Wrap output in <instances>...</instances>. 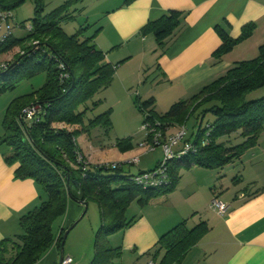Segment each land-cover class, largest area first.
Instances as JSON below:
<instances>
[{"label": "trees", "instance_id": "1", "mask_svg": "<svg viewBox=\"0 0 264 264\" xmlns=\"http://www.w3.org/2000/svg\"><path fill=\"white\" fill-rule=\"evenodd\" d=\"M26 1L0 0V12L11 13ZM30 1L35 5V17L29 33L16 39L10 32L0 43V55L19 49V53L0 70V96L40 75L45 77V83L10 102L4 115L0 142L9 147L10 152L4 159L15 166V175L33 179L44 197L20 217V234L0 241V264H37L53 245L63 248L66 230L62 229L57 236L53 224L64 216L69 200L79 204L95 203L99 209L100 227L94 235V256L89 264H117L122 249L120 245H112L109 237L135 222V217H126L133 202L145 207L150 201L170 193L179 181L182 169L221 170L239 162L256 146L264 132V97L251 101L244 97L264 87V44L258 47L254 58L235 62L224 75L189 99L175 102L164 113L156 111L153 97L136 98L137 108L144 118L142 124H147L151 131L147 135L149 140L156 133L162 138L171 126H186L193 115L199 121L194 138L187 140L195 151L173 159L167 165L169 183L142 188L133 182L134 175L121 174L122 163H117L116 167L112 164L89 165L76 144V137L89 128L101 126L106 134L111 129L108 112L95 116L87 124L84 118L100 100L92 101V105L88 102L110 86L115 73L114 67L104 62V53L95 45L94 38L99 29L87 37L85 34L90 26L86 23L72 35L66 34L61 26L76 19L75 14L80 10L74 7L83 0H68L45 15L43 12L50 0ZM132 1L124 0V3ZM184 18L182 12L169 11L158 20L148 22L141 32L154 36L162 54L184 29ZM253 28V25L243 27L238 39H232L221 27L216 28L221 44L213 53L214 59L219 60L236 44L249 38ZM30 105L40 106L41 112L27 123L21 111ZM206 113L212 114L213 121L201 129ZM233 134H239L242 142L236 145L221 142V138ZM116 145H120V141ZM78 156L82 162L77 161ZM237 180H240L237 176L232 179L233 182ZM206 230V222L188 228L183 220L159 237L154 252L145 254L151 256L153 264H178ZM160 251H163L161 257Z\"/></svg>", "mask_w": 264, "mask_h": 264}, {"label": "crops", "instance_id": "2", "mask_svg": "<svg viewBox=\"0 0 264 264\" xmlns=\"http://www.w3.org/2000/svg\"><path fill=\"white\" fill-rule=\"evenodd\" d=\"M66 1L54 0V7ZM74 8L80 10L75 14L79 27L85 23L90 26L85 34L87 37L99 29L95 45L104 53V62L112 65L115 71L110 85L117 84L128 99L135 93L142 100L153 97L158 113H164L157 110L164 107V103L167 107L194 96L224 75L235 62L254 58L258 47L264 44V0H133L128 4L124 0H83ZM169 11L184 13L185 26L160 54L154 36L141 30ZM247 25L254 26L251 36L219 60L214 59L213 53L221 44L216 28L221 27L232 39H238ZM145 73L155 77L148 82ZM11 101L0 103V137ZM175 127L179 129L171 126L161 139L165 141L174 134L171 130ZM67 129L73 128L68 126ZM83 136L80 134L79 149L85 161L89 165L106 164V155L99 156L97 152L100 145L91 148L88 140H81ZM108 151L115 154L113 149ZM9 152V147L0 142V241L20 234V217L44 197L33 179L15 175V166L4 159ZM135 157L137 168L123 166L130 165ZM161 158L162 154L155 166ZM117 161L122 163L127 175L153 169L141 167V158L133 148L121 153ZM226 168L181 170L176 193L163 196L162 201L157 198L156 203L150 201L145 207L136 205L130 209V205L126 217H135V222L113 235V245L121 246L122 257H129L128 264H145V261L153 264L151 256L145 253L154 252L159 237L183 220L188 228L206 222L207 230L178 264H264V132L256 146L239 162ZM236 176L240 180L233 182ZM175 194L179 196L177 208L172 197ZM213 197L227 204L225 213L218 214L209 208ZM83 209V205L69 200L66 213L53 224L56 235L70 228ZM75 226L68 232L72 241L70 247L63 248L64 255L72 257L74 264H89L90 250L78 253L72 247L79 237L78 233H73ZM60 251L61 248L53 245L37 264H58ZM159 254L161 257L163 251ZM121 259L117 264H122Z\"/></svg>", "mask_w": 264, "mask_h": 264}, {"label": "rangeland", "instance_id": "3", "mask_svg": "<svg viewBox=\"0 0 264 264\" xmlns=\"http://www.w3.org/2000/svg\"><path fill=\"white\" fill-rule=\"evenodd\" d=\"M54 6H56L54 0H50L46 5L43 14L45 15L49 13L52 9L55 8ZM11 14H12V19L10 20L11 36L16 39L24 38L29 33V26L31 25L32 19L35 17L34 3L28 0L19 7L13 9ZM61 26L64 32L68 35H72L77 30L80 29L79 24L77 23L76 20L64 22L62 23ZM17 53H19V49H15L10 53L0 55V62L11 61ZM152 77L154 78L155 75L146 74L144 78L149 79L148 82H150L152 80ZM44 83H45V77L43 75L37 76L30 80H26L20 83L13 91L1 95L0 103L6 104L8 100H13L16 97L29 94L39 89ZM261 97H264V87L249 92L248 94L245 95L244 99L246 101H251V100L259 99ZM136 98H140L138 93L133 94V97L131 99H128L123 94L122 90L119 88L117 84L110 85L105 92L97 93L94 96V98L88 102V104L92 105V101H96V100H100V101L97 103V105L94 108H91L87 111L84 118V122L85 124H87L88 121L93 119L95 116L102 114L104 112H108L112 122L111 129L106 134V131L101 126L89 128L88 131L82 133V135L84 136L83 138H81V140L82 141L84 139L86 141L88 140L89 146H91V148L92 145H94L95 147H99L100 145L97 152L99 153V156H102V153L106 155V158L104 159L106 164L118 163L119 161L117 160H119V156L121 155V153L124 154L126 152H129L130 149L133 148V150L135 149L137 151V154L141 158V167L147 170L151 168L154 169V166L156 164L159 155L162 154V158H163V151L161 147H157L155 150L149 151V148L147 146L144 145L141 146V144L147 142L146 140H148V142H150V140L147 137V131L142 126L144 118H143V114L137 108V104L135 102ZM165 106L166 103H164V107L157 108V110L159 112H165V110H168L170 108V105L169 106L167 105V107ZM212 121H213L212 114L206 113L201 123V127H202L201 129L205 128V125L208 122H212ZM26 122L28 123V121ZM56 127H64V125H56ZM185 127H186L187 135L185 139L179 143V145H183V143L187 142V140H189L190 138H194V135L198 131L199 121H196L195 116L193 115L189 118ZM177 131L178 130L176 127L174 129L172 128L171 130V132H173L174 134ZM76 141H77L76 144L79 147L80 135L76 137ZM119 141H120V145H116V143ZM161 142H165V141L161 139ZM221 142H225L226 145H236L242 142V137L239 136V134H233L229 137L221 138ZM109 149H113V151H115V154H110L111 152L108 151ZM130 158L128 160H130ZM123 166H128L132 169L137 168L136 164L133 163H131L130 165L124 164ZM225 167H227L226 169H228L232 167V165H228ZM109 172L112 173L115 171L110 170ZM125 173L127 172L121 170V174L124 175ZM177 185L178 182L176 183L175 188L170 193L166 194L164 197L172 194L173 192L176 193L175 190L177 188ZM162 197L163 196L159 197L158 200L162 201ZM172 197L174 198V206L177 208V206H179L177 203L179 196L175 194ZM156 202L157 199H154L152 200L151 203H156ZM136 205L138 204L136 202H133L131 204L130 209H132ZM127 216L130 217V213L127 212ZM99 227H100L99 209L95 203H90L89 209L88 211H86V215L75 226L76 230L73 233H78L79 237L78 240L74 242V244L72 245L73 249L78 253H84L86 249L90 250L89 253L90 257L88 260L89 263L94 256L93 239ZM113 235L110 236L112 237V240H110L112 245L114 244ZM71 241H72L71 236L68 233L63 248L70 247ZM128 260L129 257L125 255L124 257H122L120 263L128 264ZM145 264H147V261H145Z\"/></svg>", "mask_w": 264, "mask_h": 264}, {"label": "built area", "instance_id": "4", "mask_svg": "<svg viewBox=\"0 0 264 264\" xmlns=\"http://www.w3.org/2000/svg\"><path fill=\"white\" fill-rule=\"evenodd\" d=\"M11 19V13L0 12V43H2L11 32ZM6 64L7 62H0V70L4 69L6 67ZM40 112V106L31 105L22 109L21 114L22 116H24L23 118L25 119V121L29 122L35 119ZM142 126L147 131L148 135V133L151 132L148 128V125L144 124ZM186 135V127L181 126L179 127L178 131L167 138L165 142H161L160 134L156 133L151 137L150 142L146 140L147 142L141 144V146H147L149 148V151H153L157 147H161L163 151V158L158 162L155 169L135 174L132 177L133 182L141 186L142 188H156L168 184V163L173 159H180L183 156L188 155L190 152L195 151L191 143L184 142L183 145H179V143L185 139ZM81 160V156H78L77 161L82 162ZM137 160L138 159L135 157L130 161V163L136 164ZM112 166L116 167L118 165L117 163H113ZM209 208L218 214H223L228 209V206L217 197H213L209 203ZM58 264H74V260L72 257L64 255Z\"/></svg>", "mask_w": 264, "mask_h": 264}, {"label": "water", "instance_id": "5", "mask_svg": "<svg viewBox=\"0 0 264 264\" xmlns=\"http://www.w3.org/2000/svg\"><path fill=\"white\" fill-rule=\"evenodd\" d=\"M15 62H16V61H15ZM15 62H14V64H15ZM19 116L21 117V114H20ZM80 204L83 205V207H84L83 212H82L81 216L79 217V219H78L76 222H74V223L72 224V226H71L70 228H68V229L65 231V233H64V235H63L64 242H65V240H66V237H67V235H68L69 230H70L72 227H74V226L77 224V222H79V221L81 220V218L85 215V213H86V211H87L88 203L84 202V203H80ZM64 242H63V243H64ZM63 256H64V252H63V248H61L59 262L61 261V259H62ZM59 262H58V263H59Z\"/></svg>", "mask_w": 264, "mask_h": 264}]
</instances>
